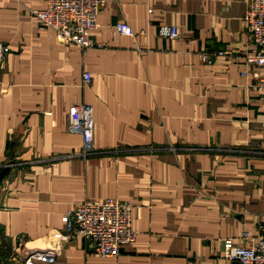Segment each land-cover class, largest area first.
<instances>
[{"label":"crops","instance_id":"crops-1","mask_svg":"<svg viewBox=\"0 0 264 264\" xmlns=\"http://www.w3.org/2000/svg\"><path fill=\"white\" fill-rule=\"evenodd\" d=\"M104 1L84 48L41 25L45 0H0L10 47L0 65V264L47 249L57 250L52 264H241L224 256V239L264 229L251 0ZM119 21L134 34L118 33ZM163 24L180 37L160 36ZM80 103L94 106L87 154L67 128ZM108 197L134 205L137 237L117 257L62 221L79 202Z\"/></svg>","mask_w":264,"mask_h":264},{"label":"built area","instance_id":"built-area-1","mask_svg":"<svg viewBox=\"0 0 264 264\" xmlns=\"http://www.w3.org/2000/svg\"><path fill=\"white\" fill-rule=\"evenodd\" d=\"M46 7L36 11L40 23L53 29L64 43H74L89 47L91 30L98 28V15L104 6V0H45ZM256 48L246 55V63L263 69L264 72V0H251L244 19ZM115 30L123 35L134 34L129 23L119 21ZM159 35L167 39H178L180 28L177 25L163 24ZM10 52L7 43L0 41V65ZM220 51L217 54H224ZM215 53L203 51L200 57L203 62L212 64ZM251 75L256 79L255 87L264 96V73L253 70ZM85 81L91 80L89 72L84 73ZM68 131L78 133L83 139V153L94 151L95 123L92 104H73L67 117ZM133 209L131 201H122L108 197L101 201L85 199L68 209L62 215L66 231L72 236H81L92 243L93 250L103 257H117L124 245L136 240L133 229ZM241 242L234 238L224 239V256L241 264H264V229L253 236L244 231ZM250 240L253 242L249 243ZM57 250H36L23 253L24 264H52L56 261Z\"/></svg>","mask_w":264,"mask_h":264}]
</instances>
